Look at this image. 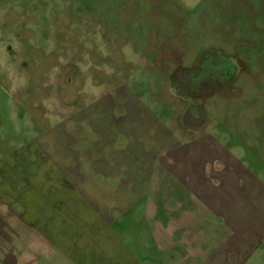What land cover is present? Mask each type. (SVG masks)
<instances>
[{"label": "rangeland", "instance_id": "1", "mask_svg": "<svg viewBox=\"0 0 264 264\" xmlns=\"http://www.w3.org/2000/svg\"><path fill=\"white\" fill-rule=\"evenodd\" d=\"M198 129L263 184V210L264 0H0L1 171L100 140L153 175L166 148ZM15 232L19 253L39 250L32 264H74L45 238L27 249L25 229ZM245 251L223 264H264V237Z\"/></svg>", "mask_w": 264, "mask_h": 264}, {"label": "crops", "instance_id": "2", "mask_svg": "<svg viewBox=\"0 0 264 264\" xmlns=\"http://www.w3.org/2000/svg\"><path fill=\"white\" fill-rule=\"evenodd\" d=\"M196 131L190 141L166 148L162 169L153 175L148 161L114 159L113 144L100 140L81 154L65 147L67 158L60 160L17 159L13 170L3 166L1 175L9 169L17 185L12 203L0 185L3 263L35 261L38 249L30 247L29 257L19 253L18 226L27 249L45 238L74 264H223L236 253L246 255L245 248L264 237L263 184L239 175L238 157ZM103 147H110L108 157ZM225 244L229 251L215 249Z\"/></svg>", "mask_w": 264, "mask_h": 264}]
</instances>
